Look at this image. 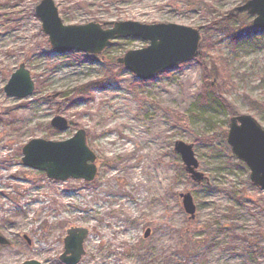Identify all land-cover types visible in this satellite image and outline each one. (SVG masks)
Returning a JSON list of instances; mask_svg holds the SVG:
<instances>
[{"label":"rangeland","instance_id":"rangeland-1","mask_svg":"<svg viewBox=\"0 0 264 264\" xmlns=\"http://www.w3.org/2000/svg\"><path fill=\"white\" fill-rule=\"evenodd\" d=\"M245 1L53 0L63 25L108 29L129 20L199 29L201 58L141 82L117 58L148 41L125 37L99 54L59 53L35 13L40 0H0V235L7 241L0 247L24 250L14 264H65L59 256L72 226L88 229L77 264H264V190L226 141L229 112L198 103L203 86L221 82L213 74L220 68L230 80L221 98L264 129V28L234 11ZM223 16L230 22L200 30ZM20 63L34 89L7 96L3 87ZM56 115L66 130L51 127ZM78 129L95 154L92 180H54L22 164L30 139L62 141ZM176 140L192 145L200 182L174 152ZM155 173L157 184L143 182ZM180 193L191 195L193 218ZM17 220L25 227L15 229Z\"/></svg>","mask_w":264,"mask_h":264},{"label":"water","instance_id":"water-1","mask_svg":"<svg viewBox=\"0 0 264 264\" xmlns=\"http://www.w3.org/2000/svg\"><path fill=\"white\" fill-rule=\"evenodd\" d=\"M236 12L245 11L252 16V26L264 28V0H246L234 8ZM35 13L41 21L42 31L47 35L50 46L59 53L83 51L99 54L109 47L113 40L137 37L149 44L139 49L128 50L117 62L139 80H149L156 74L168 71L181 63L195 59L199 54V29L175 24H145L136 21L111 22V28L103 29L100 24L88 22L82 25H63L57 14L53 0H40ZM34 89V83L24 63L10 74L3 87L7 96L24 98ZM50 125L57 130L68 128L67 120L56 115ZM226 141L233 155L249 169L250 181L264 190V129L250 114H237L229 117ZM173 150L180 154L184 169L190 177L200 182L203 174L196 171L192 145L176 140ZM21 161L24 166L44 171L54 180L84 179L90 181L96 174L95 154L86 144V134L78 129L72 137L62 141L33 138L21 148ZM182 205L190 218L194 217L195 205L189 193H180ZM146 229L144 236H148ZM88 236L84 227H69L63 240V252L59 259L65 264H77L84 254L83 242ZM7 241L0 235V244ZM21 264H40L26 260Z\"/></svg>","mask_w":264,"mask_h":264},{"label":"trees","instance_id":"trees-1","mask_svg":"<svg viewBox=\"0 0 264 264\" xmlns=\"http://www.w3.org/2000/svg\"><path fill=\"white\" fill-rule=\"evenodd\" d=\"M228 17L227 16H223L222 18H219V19H216L215 21L209 23V25L207 27H201L200 30H206L208 31L209 29L215 27V26H221V25H224L226 24L227 22H230V20L227 19ZM242 27V26H241ZM241 27H238L237 29L241 28ZM235 29L233 28H228L227 31H226V34L233 40V38H235V36L237 35L236 34V31ZM204 45H206V43L204 42ZM202 56V53L200 52L199 55H198V58H201ZM210 71L207 70V69H204V74H208ZM166 73H169L168 71H163V72H160L156 75V77L158 76H161L163 74H166ZM215 75V77H217L216 79H219L221 82L219 83V85L216 87H211L212 83H209L210 86H203L202 87V90L200 91V96L198 98V103L200 106H205V105H208V104H211V103H218V104H221V106L226 109L228 112H229V115H234L236 114V112L230 107V105H228L222 98L221 96L223 95V92L225 90L228 89V86H227V81H230L229 80V75L226 76V72L223 73V71L219 68L218 71H216V73L214 72L213 73ZM155 77V78H156ZM222 79V80H221ZM141 81V80H139ZM218 81V80H217ZM143 82V81H141ZM223 83V84H222ZM87 87L84 88L82 91L81 90V94L82 95H86L88 94L87 92ZM213 94V95H212ZM247 101L249 103H251L254 107L255 105H259L261 106L262 104L261 103H255L254 101L250 100L248 97H246ZM51 129V128H50ZM53 130V129H51Z\"/></svg>","mask_w":264,"mask_h":264},{"label":"bare ground","instance_id":"bare-ground-1","mask_svg":"<svg viewBox=\"0 0 264 264\" xmlns=\"http://www.w3.org/2000/svg\"><path fill=\"white\" fill-rule=\"evenodd\" d=\"M67 74V72H60L58 74H56L57 77L61 78L64 77ZM23 124H25L26 122L21 121ZM161 175L158 173H155L154 176L150 175V176H146L143 179L144 183L147 184H151V185H155L158 183V181L160 180ZM13 227L15 229L20 230L21 228L25 227L24 223L22 220H17L13 223ZM22 253H24L23 249L20 248H16V249H10V248H6V247H0V264H14L22 255Z\"/></svg>","mask_w":264,"mask_h":264}]
</instances>
